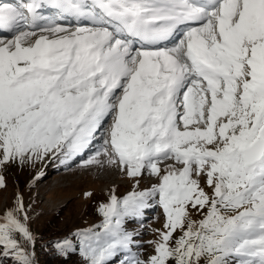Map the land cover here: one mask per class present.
I'll return each mask as SVG.
<instances>
[{
	"label": "snow or ice",
	"instance_id": "1",
	"mask_svg": "<svg viewBox=\"0 0 264 264\" xmlns=\"http://www.w3.org/2000/svg\"><path fill=\"white\" fill-rule=\"evenodd\" d=\"M77 157L157 182L113 189L58 257L264 264V0L0 2V190L10 166ZM156 205L146 248L126 224ZM30 211L18 191L0 216V264H38Z\"/></svg>",
	"mask_w": 264,
	"mask_h": 264
},
{
	"label": "rangeland",
	"instance_id": "2",
	"mask_svg": "<svg viewBox=\"0 0 264 264\" xmlns=\"http://www.w3.org/2000/svg\"><path fill=\"white\" fill-rule=\"evenodd\" d=\"M74 161H70L67 166L55 159H46L35 168L10 166L5 173L7 190H0V216L6 208L14 205L17 192H22L26 208H31L30 225L37 237L36 243L38 239L61 240L78 230L93 228L102 223L103 217L98 209L101 204L109 201L113 189L118 198H123L134 190L144 191L157 182L155 177L145 173L139 187L134 189L135 181L114 167L98 168L92 165L85 168L81 166L82 163L78 165L81 167L72 169L70 166L74 165L70 164ZM41 173L40 180L29 188L34 176ZM88 192L92 195L86 198L85 193ZM143 219V226L130 221L126 227L129 231L139 229L142 242L147 248V241L155 239L151 229L162 227L163 209L158 205L146 209ZM75 262L81 264L80 257Z\"/></svg>",
	"mask_w": 264,
	"mask_h": 264
},
{
	"label": "trees",
	"instance_id": "3",
	"mask_svg": "<svg viewBox=\"0 0 264 264\" xmlns=\"http://www.w3.org/2000/svg\"><path fill=\"white\" fill-rule=\"evenodd\" d=\"M60 240V238H58ZM53 238L38 239L35 245V252L38 264H79L75 262L79 256L74 255L68 261H65L63 258H60L56 255L54 247H52Z\"/></svg>",
	"mask_w": 264,
	"mask_h": 264
},
{
	"label": "bare ground",
	"instance_id": "4",
	"mask_svg": "<svg viewBox=\"0 0 264 264\" xmlns=\"http://www.w3.org/2000/svg\"><path fill=\"white\" fill-rule=\"evenodd\" d=\"M86 158H87V157H86ZM76 159H77V158H76ZM77 162H78V161H77ZM82 163H83V162H82ZM82 163H81V164H82ZM81 164H80V162L76 163V161H74V162H72V164H70V165L78 166V165H81ZM46 184H47V181H46ZM46 184H45V185H46Z\"/></svg>",
	"mask_w": 264,
	"mask_h": 264
}]
</instances>
